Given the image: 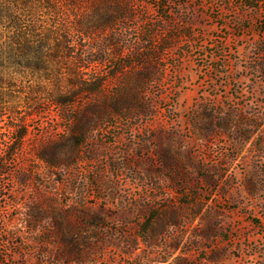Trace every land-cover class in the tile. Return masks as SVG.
<instances>
[{
  "label": "rangeland",
  "instance_id": "rangeland-1",
  "mask_svg": "<svg viewBox=\"0 0 264 264\" xmlns=\"http://www.w3.org/2000/svg\"><path fill=\"white\" fill-rule=\"evenodd\" d=\"M101 1L56 15L41 5L27 26L66 36L62 57L36 72L4 70L0 264H264V0H122L131 17L103 72L138 46L150 55L156 41L175 40L137 69L103 75L94 100L83 94L70 116L94 126L68 165L51 167L46 159L73 147L47 92L73 66L96 65L75 58L108 38L79 32ZM141 76L143 109L99 112Z\"/></svg>",
  "mask_w": 264,
  "mask_h": 264
},
{
  "label": "trees",
  "instance_id": "trees-1",
  "mask_svg": "<svg viewBox=\"0 0 264 264\" xmlns=\"http://www.w3.org/2000/svg\"><path fill=\"white\" fill-rule=\"evenodd\" d=\"M76 1L82 0H0V27L6 29L9 38L8 41L4 39V45L0 43V86L3 84L4 70L6 69L17 71V69L23 67L36 72L44 69L45 66L43 65L45 63L56 62L62 57L64 50L62 51L60 48L59 38H65L66 36L50 35L48 32L41 35L38 33L37 27H34L35 24L30 23L27 26L26 20L33 21L31 17L41 5L45 8H52L56 15L62 8L66 9L67 5L72 6ZM131 13V8L122 0H102L92 7L90 15L88 13L91 19L88 24L79 25L81 28L79 32L82 36H86L88 40H93V37L98 34H104L108 38L101 41L102 46L90 44V48H85L84 52L75 58L76 61L94 62L96 65L90 68L80 64L73 66L69 78L66 77V82L59 84L56 81V88H52L47 92L48 100L67 115V118H65L69 122V126L66 128L68 135L63 141H69L73 147V151L67 155L62 157L54 155L46 159L45 161L49 166L68 165L86 140L87 133L94 126L89 120L81 122L79 119L74 122V118H72L74 116H70L83 94L88 95L86 98L89 100H94L102 92L105 83V79L102 78L103 75L108 77L109 73V77H113L117 72L121 73L124 69H137L140 64L143 65L144 59L148 57L152 59V56L155 58L157 53L162 52L174 42L175 35L161 38L151 48L150 51L154 54L150 53V55L149 53L148 55L144 54L146 45L143 47L138 46L135 51L128 54V56L126 55V57L124 56L122 63L116 64V67H111V72H103L104 67H99L102 62L107 60L110 55L121 52V48L118 47L121 43V26L131 17ZM144 33L148 37V42L153 44L156 34L154 35L151 29H146ZM54 39L56 47L53 51L50 42ZM139 62L140 64H138ZM74 68L76 72H74ZM145 77H148V75ZM145 84L147 82L141 76L137 83L131 87L120 86V89L112 93L113 98H103L101 100L103 106L100 108L101 110L99 109V112H105L104 115H127L133 108L143 109L146 102H141L143 99L140 100V92H143ZM24 136L25 131L22 129L15 138L16 147H11V156L19 147ZM3 173L4 170L0 168V174Z\"/></svg>",
  "mask_w": 264,
  "mask_h": 264
}]
</instances>
